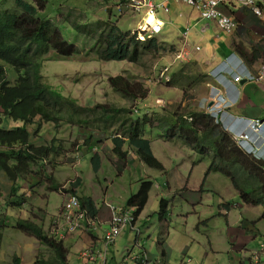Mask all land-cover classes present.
Segmentation results:
<instances>
[{
	"label": "rangeland",
	"instance_id": "obj_1",
	"mask_svg": "<svg viewBox=\"0 0 264 264\" xmlns=\"http://www.w3.org/2000/svg\"><path fill=\"white\" fill-rule=\"evenodd\" d=\"M15 1L17 0H0V6L4 2L5 7H8ZM42 1L46 4V9L39 13L41 19L56 25L64 38L79 48V54L73 57H64L53 50L49 51L43 67L46 83L60 90L64 95L77 99L82 106L110 103L117 107H132L134 117L147 115L148 120L143 125L145 128L143 134L150 140L154 155L164 166V169L160 170L148 167L137 158L131 148L125 160L115 157L112 136L118 127L115 130L97 131L92 134L95 137L91 138V143L96 145V149H89L87 146L89 132L73 126L55 127L43 123L41 118L37 117L32 124L27 125L33 139L42 135L47 142L46 145L56 141L59 147L58 153H54L48 161H44L46 175H54L63 189H73V184L80 179L81 186L84 187L77 190L79 196H92L103 211L104 202L119 208L139 192L143 181H152L154 187L151 188L150 200L142 216L143 220L140 218L136 223H143L144 232L141 239L150 255L155 257L149 264H156L157 260L162 259L158 248V242L162 237L165 239L164 249L167 252L168 264H182L187 258H192L191 264H241V261H245L253 249L258 248L259 242L264 240V208L244 204L245 201L234 187V178L242 186L245 185L244 178L238 175L232 178L220 172H209L214 161L212 156L203 155L189 148L185 139L180 136H175L170 141L171 132L165 131L168 127L160 121L162 117H172L175 113L187 115L201 109V99H199L201 94L198 91L203 90L205 76L194 55L178 58L177 46L163 42L162 35H158L157 38L162 43L160 51L144 56L137 64L130 61L103 62L98 58V46L95 47V42L99 34L107 28L108 23L117 25L120 19L118 26L123 32L137 29L138 23L131 21L129 16H123L124 18L114 16L110 0ZM153 2L158 4L157 0ZM240 11L246 12L255 20V15L249 10ZM144 14L145 10L134 15V18L140 21ZM231 15L238 24V31L244 32V35H247L246 30L254 34L247 24H243V19L238 20L236 13ZM263 22L261 26H264ZM73 24L80 25L83 32L76 31ZM254 37L248 36L253 45L262 43L261 45L264 46V39L260 40L259 36ZM5 67L9 81L15 83L18 74L11 67L7 65ZM119 75L142 83L148 91L147 97L136 103L122 100L109 85V79ZM15 125L24 124L14 123L9 117L0 118V128L11 129ZM19 148L17 145L13 148L5 147L3 152L11 154L12 150L16 151ZM2 149L0 147V150ZM89 151L101 157L102 166L98 174L93 171L92 155ZM36 171L34 175L21 182L23 183L21 191H25L26 197L24 199L12 197V199L8 190L10 185L0 170V185L6 192V194L2 192L0 196V220L8 215L6 206L17 210L15 208H21L26 204L27 211L19 215L45 226L48 211L53 212L54 209L63 208L64 193L61 194L62 201L60 194L51 193L49 187L51 183L48 180L46 182L42 167L36 166ZM162 199L170 201L169 208L164 213L161 212ZM22 201L25 203L19 205ZM226 204H231V208L225 207ZM238 204H242L243 207H239ZM40 205L45 208H40ZM10 211L12 209H9L8 213ZM226 213H230L229 218ZM161 216L164 220L162 222ZM12 217L15 219L14 216ZM59 219L57 216L50 220L51 224L46 228L50 236L55 231ZM228 219L230 222H236L235 230L228 228ZM238 219L246 223L239 225ZM252 227L256 228L261 239L253 233ZM128 233L126 238L119 236L120 242L117 241L118 244L111 250V254L116 255L118 264L122 261L126 250L134 247L136 232ZM14 235L20 237V243L26 239V236L20 232H15ZM244 237L250 239L248 251L244 250ZM227 238L230 240L227 241ZM252 238L256 239L252 240ZM33 241L35 242L36 239L33 238ZM24 246L25 244L21 247ZM230 249L232 253H229ZM10 250L5 248L4 256L13 261L14 254L11 255ZM38 253L40 254L36 264H43L42 262L47 261L44 257L50 259L55 255L41 243L37 244L35 254Z\"/></svg>",
	"mask_w": 264,
	"mask_h": 264
},
{
	"label": "trees",
	"instance_id": "obj_2",
	"mask_svg": "<svg viewBox=\"0 0 264 264\" xmlns=\"http://www.w3.org/2000/svg\"><path fill=\"white\" fill-rule=\"evenodd\" d=\"M33 1L29 3L17 0L8 7H5L3 2L0 6V116L4 114L14 121H22L25 124L32 123L36 117H41L45 123L67 124L85 132L89 130L92 134L97 131L115 130L118 127L112 136L113 153L117 158L121 160L127 158L128 152L124 150V146L128 142L132 148L137 149L147 166L156 170L164 169L152 151L150 140L144 139L143 136L145 129L143 125L148 120L147 115L134 117L132 107H117L110 103L82 106L77 99L64 95L46 83L43 67L49 51L53 50L64 57H73L79 54V48L68 42L56 25L41 19L39 13L46 9V4L42 0ZM73 27L79 33L83 32L80 25L73 24ZM106 27L95 42V47L98 46V58L103 62L130 61L137 64L144 56L159 52L162 46L156 38L142 43L131 31L123 32L112 22ZM242 57L249 64L261 59L256 51H253L252 55L243 54ZM5 65L18 74L14 84L8 79ZM109 85L122 100L131 103L144 100L148 95L142 83L123 75L111 77ZM172 115L160 119L168 127L165 131L171 132L170 141L179 133L184 137L186 145L198 153L213 154L214 161L209 172H220L232 178L235 175L244 178V186L234 178L235 189L246 204L264 207V163L253 160L238 150L232 139L215 124L212 117L204 113L191 112L187 115L192 119L189 121L183 114ZM92 134H87L89 137L87 143H91V138L95 137ZM30 140L31 134L26 127L15 130L0 129V145L20 147L16 151L12 150L11 154L0 153V169L11 181L13 194L21 190L22 181L34 175L33 167L38 161L45 160L59 151L56 141L52 145L37 147L31 144ZM91 162L93 170L98 172L102 166L100 155L94 153ZM44 175L51 183L49 185L51 191L61 190L54 175H46L45 172ZM81 182L80 179L77 180L73 184V189L79 187ZM152 186V181H143L139 192L128 199L127 205L135 208L136 216H139L147 206ZM79 199L82 208L91 217L97 218L99 211L95 200L88 196H81ZM163 204L164 202L161 212L165 209ZM18 228L35 236L55 253L56 259L42 262L43 264H65L68 251L61 241L50 237L41 227L28 221L18 222Z\"/></svg>",
	"mask_w": 264,
	"mask_h": 264
},
{
	"label": "clouds",
	"instance_id": "obj_3",
	"mask_svg": "<svg viewBox=\"0 0 264 264\" xmlns=\"http://www.w3.org/2000/svg\"><path fill=\"white\" fill-rule=\"evenodd\" d=\"M110 3H111V6H113L114 16H116V17H123V16L126 17V16H129V15L133 14V12H131V13L130 12H125L122 15H119L118 11L116 9L115 0L114 1L110 0ZM156 5H158V4H156ZM178 5H180V4H178ZM235 9H237V8H235ZM242 9H245V8H240L238 10H242ZM234 10H233V13H235ZM158 11H161V10H158ZM169 12L166 13V14H169ZM135 15H137V14H135ZM157 15H158V13H157ZM157 15L147 16V14L145 12L144 16H142L140 21L138 22V28L135 29V30H128V31H132V35L136 36V39L138 41L142 42V43H146L147 40L149 41L152 38L158 39L157 36L160 35L163 32V30L165 28V23L162 22L160 19H158ZM256 17H258V16H256ZM112 18L113 17H111V19ZM150 18L154 19V21L152 23L161 22L163 24V27H162V30H161L160 33L151 35L150 31L148 30L149 28H146V27H148L149 25L152 24V23L149 22ZM258 18H262V17H258ZM119 21H120V19H119ZM119 21L117 23V26L119 25ZM237 27H238V24H237ZM233 32H231V33H233ZM150 35H151V37H149ZM140 36H142L144 39H141ZM184 55L191 56V55H193V52L189 53L188 51H185L184 49H181V51L178 54V58H182ZM232 55H230V56H232ZM234 55H237L239 58H242L245 61L246 65H247V68L250 70L251 73H253L252 70L250 69L249 65H248V62L242 56H240L238 54H234ZM248 55H252V52L250 54H248ZM229 57H228V59H229ZM227 60H225V62L219 68H217L215 71L210 73V76L215 81V84L210 86L211 94H212V99H211L212 105L210 107L206 108V109L202 108L203 111L202 110H197V111H193V112H196L198 114L204 113V114L208 115L209 117H212V119L214 120L215 124L219 125L220 128L222 129V131L224 133H226L232 139V141L234 142V144H235V146H236V148L238 150H240L242 153H244L247 157H250L253 160H256V161L264 163V129H263V131H261V133L259 135L260 141L257 144V147H256L255 151H251L250 152V151L241 149L238 146L237 141H236V139L234 137V134H233L234 130H243V129H245V124L244 123L249 122L251 120H255L257 118H255V119L240 118V117H237V116L233 115L230 112V109L235 104H237V102L239 100L238 85L241 84L242 82H250V81L243 80V81L237 82V83L232 84V85H229L227 82H222V80L219 78V75L221 73L226 74V75L229 74V73L225 72V70H223L225 65H226V63H227ZM262 66H264V58L262 59ZM252 82H258V81L254 80ZM11 84H14V83H11ZM228 91H230V92H228ZM236 92H237V94H236ZM235 94H236V96L233 97ZM222 98L227 100V103H226L227 107L224 108V110L226 112V115L222 116V114H219V116H217L216 115V111H218L219 104L223 103V99ZM136 113H137V111H136ZM2 115H4V114H1L0 118L8 117L6 115H4L2 117ZM183 115H185V114H183ZM187 115H185V118L189 119V121H192V119L188 118ZM263 117H264V115L262 117H259V118H263ZM41 121H42V119H41ZM243 121H245V122L243 123ZM12 122H14V123L21 122L24 125H15V127H12L11 129H5L3 127L0 128V129L15 130L16 128L26 127L27 130L29 131V133L31 134V140H30L31 144H33V145H35L37 147L44 146V145L47 144L46 140L44 139V136H42V135H40V138L36 137V139H33L31 130L27 126V125L32 124V123L25 124L22 121H14V120H12ZM43 123H45V122H43ZM47 124H50V125L55 126V127L62 126V125H55L53 123H47ZM63 125L72 127L71 125H67V124H63ZM46 130H47V127H46ZM88 132H89V134H92L89 130H88ZM143 136H144V139H147V138H145L144 134H143ZM176 136H180V134L178 133V134H176ZM180 137H182L184 139V137L182 135ZM147 140H149V139H147ZM112 143H113V141H112ZM50 145H52V144L50 143ZM87 146H88L89 149H96V145H94L93 143H90V145H88V143H87ZM186 146H188V145H186ZM0 147L3 148L2 150H0V153H4L3 151L5 150L4 149L5 146L0 145ZM188 147L192 148L191 146H188ZM113 148H114V144H113ZM129 148H131V150L134 151L133 153H135L137 155V158H139L141 162L145 163L141 159V157L139 156V154L137 152V149L136 148H132L129 145V143L127 142L125 144V146H124V150L128 152ZM89 152L93 156L94 153L91 152V151H89ZM53 154L51 156H53ZM210 155L212 156V160H214V155L213 154H210ZM50 157H48V158H50ZM127 157H128V155H127ZM48 158L45 159V160H42V161H38V163H37L39 166L42 167L43 175H44V172H45L43 164H44V161H48ZM119 160H121V159H119ZM37 164H35L34 167H33L34 172H37L36 171V166L39 167ZM94 173L98 174L99 171L98 172L94 171ZM3 174L5 175L6 181L10 185V187L8 188V190H10V192H9L10 197L11 198L12 197L19 198V196H22L19 199H24L26 197L25 196L26 195L25 191H21L20 190L17 194H13L12 191H11L12 190V183L8 179V177L6 176V174L4 172H3ZM46 182H47V180H46ZM57 182H58V180H57ZM58 184H59V182H58ZM60 187H61L60 191L59 190L58 191H51V193L56 192V193H58L60 195L64 193L63 194L64 195L63 208L61 210H57L56 209L58 211V215L57 216H59V218L63 222L62 231L57 233V235L51 234V236H50L49 232H47L49 230L48 229L45 230V226H42L39 223H36L34 221H30V220L24 219L22 216L19 215V214H22L23 211H27V209H25L27 207L26 204H24L25 201H22V202L19 203V205L24 204V206L21 207V208L20 207L19 208H15L17 210H14V208H10V207L6 206V208H7L6 211H7L8 215L5 218H3L2 220H0V228H3L4 230H6V229H9V230L6 233L0 232V248L2 246H4L5 248H12V247H17V246L21 247L22 245L25 244L24 241L22 243H20V237L18 235H14L15 232H20V233L24 234L25 236L27 235L29 237L35 238L36 241L41 243L35 236L27 234V233H25L24 231H22V230H20L18 228V222H20V221H28V222H31V223H34V224L38 225L50 237H54L55 239H57L58 241H61L63 243L64 247L68 251V254L66 256V261H65V264H67L68 263V255H69L70 251H69L67 245L65 244L66 235H70L71 236V235H75V234H78V233H82V234L86 233V234L90 235V233L98 231L100 229V227L103 226V224H107L108 227H107L105 233L103 234V236L101 238L102 247L101 248H95L94 246H91V247H88V248L82 250V252H80V258L82 259V261H84V264H108L109 263L108 262L109 255L111 254L112 248H114L116 246L117 241H118V237L119 236L122 237L125 234H129L128 232H130V231L136 232V238H135V241H134V247L132 249L126 250V253L124 254L120 264H149L155 258V257H152L150 255L149 251L145 248V244H143L144 241L141 239V237L143 235V232H144L143 223L140 222V224H136L137 222L140 221V217L145 212L147 206L145 207V209L143 210V212L139 216H136L135 215V208L129 207L127 205V202L125 203V205H120L119 208H117L115 206H112L108 202H104V208L108 209V211H109V218H108V220L105 223H102L99 220V214H98L97 218H93L87 213V211L85 209L82 208V204H81V201L79 199V197H81V196H79V194L77 193V190L82 188V187H84V186L79 185V187L77 186V189H73V191H75V193H69V192H72V190L71 189H63L62 185H60ZM152 187H154V184H153ZM23 190H25V189H23ZM2 192L4 194H6V192L4 191V188H2V185H0V196L2 195ZM67 193H69V194H67ZM86 196H88V195H86ZM88 197H92V196H88ZM149 197H150V194H149ZM73 198L78 201V204H77V206H76V208L74 210L73 216L71 217L68 214L69 208H67V205L70 202V200H72ZM93 200H95V199L93 198ZM149 200H150V198H149ZM149 200H148V203H149ZM62 201H63V196H62ZM17 202H19V201H17ZM95 202H96V205H97V208H98V211H99L98 213H100V211L103 210V209H101V207H99V204L97 203V200H95ZM162 202H164V204H163V207L165 208V209H163V213H164V212H166L168 210L169 205H170V201L162 199L161 200V208H162ZM31 203L32 202H30V204ZM148 203H147V205H148ZM244 204H246V203L244 202ZM225 207L230 209L231 208V204H226ZM9 209L10 210L12 209V211H10V213H8ZM59 212H60V214H59ZM81 214H83V217H80ZM225 215L227 216V218H229L230 213L229 214L226 213ZM12 216H14L15 219H13ZM114 216H119V217H122V218L127 217V219L129 221L124 227L123 226L122 227L121 226H116L115 223H113V217ZM141 220H143L142 217H141ZM160 221L161 222L164 221L163 218H161ZM243 225H244V223H243ZM160 229H162V228H160ZM252 230H253L254 234H257V236H259V234L257 233L255 227H252ZM157 233L160 234L161 232H157ZM259 238H260V236H259ZM255 239L256 238H252V240H255ZM4 241H6V242L3 245ZM249 243H250V239H249V242L246 245H244V250L245 251H248L247 247L249 246ZM41 244H43V243H41ZM158 244H159L158 248L160 249V253H161L162 259L161 260H157L156 264H167L166 263V259H165V262H164V256L166 255V251L164 249L165 239L162 237V239L158 242ZM43 245L48 247L45 244H43ZM135 249H137V250H135ZM228 251H229V253H232L231 249L228 250ZM31 254L32 253L29 254V257L31 256ZM39 254L40 253L36 254V258L34 260V264H36V262L38 260L37 258L39 257ZM55 256L56 255H54L50 259H49V257H44V258L47 261L48 260L51 261V260L56 259ZM115 263L118 264L117 260L115 261ZM191 263H192V258H187L186 260L182 261V264H191ZM241 264H264V240H261L259 242L258 248L253 249V252L251 253V255L245 261H241Z\"/></svg>",
	"mask_w": 264,
	"mask_h": 264
},
{
	"label": "crops",
	"instance_id": "obj_4",
	"mask_svg": "<svg viewBox=\"0 0 264 264\" xmlns=\"http://www.w3.org/2000/svg\"><path fill=\"white\" fill-rule=\"evenodd\" d=\"M157 2L158 4L165 3L170 10L169 14H166L162 10L158 11L157 18L165 23V28L160 34L163 38L162 41L167 44L177 46L179 52L181 51V49H184L189 53L193 52L194 58L198 61L199 66L203 69L202 74L205 76L203 80L204 86L202 91H198V93L201 94V97L199 98L201 99V109H206L212 105V94L210 86L215 84V81L210 76V73L219 68L230 55L238 54L242 56L243 54L248 55V52H258L259 56H261V59H257L250 64L248 63V65L255 75H261L262 59L264 58V46L261 45L262 43L260 45H253L252 40L248 38V36H259L260 40L264 39V26H261V22L264 21V17L258 18L255 16L254 20L253 17H251L246 12L235 9L234 12L236 13L238 20L241 19L242 21L243 19V24H247L249 30L254 32V34L248 33V30H246L247 35H244V32L240 30L238 31L239 27L236 28L233 33H225L221 29H219L214 22L202 19L200 12L196 8L188 7L185 5H177L173 3L172 0H157ZM134 15L135 14L129 15V19L134 23H138L139 21L134 18ZM258 23L260 26H258ZM169 26L171 28H169ZM131 30H135V28ZM238 90L239 100L237 104H235L230 109V112L237 117L245 119H255L262 117L264 115V79L258 82H242L238 85ZM236 94L233 97H235ZM238 205L241 208L243 207L242 204ZM40 208L45 207L40 205ZM57 215L58 211L56 209H54V212L48 211L46 219L49 224L47 225V222H44L45 230L51 224L50 220L56 218ZM108 218V209H105L104 211L101 210L99 213L100 222L105 223ZM238 223L240 225L243 223L245 224L246 222L240 221V219H238ZM235 225L236 222H230V220L228 219V228L234 229ZM107 227V224H103V226L100 227L98 231L90 233V235L86 233H78L71 236L66 235L65 244L70 251L67 264H84V261H82V259L80 258V252L91 246H94L95 248H101V238L105 233ZM62 228L63 222L60 219L57 227L54 229L55 231L52 234L57 235V233L62 231ZM8 230L9 229L4 230L3 228H0V232L3 233H6ZM126 235L127 234L123 235L122 238H126ZM25 238L26 239H24V247L17 246L8 248L11 249V255L14 254V256H12L14 262L9 260L8 258H5V247L2 246L0 248V264H34L37 244L40 243L38 241L34 242L33 238L27 235ZM244 239V243L246 245L249 242V238L244 237ZM229 240L230 238H227V241ZM5 242L6 241L3 242V245ZM119 242L120 240L118 241V243ZM211 249L214 250L212 247ZM30 253L32 254L29 257ZM165 259L166 255L164 256V262ZM116 260V255L110 254L108 264H116ZM166 263L168 264V262Z\"/></svg>",
	"mask_w": 264,
	"mask_h": 264
},
{
	"label": "built area",
	"instance_id": "obj_5",
	"mask_svg": "<svg viewBox=\"0 0 264 264\" xmlns=\"http://www.w3.org/2000/svg\"><path fill=\"white\" fill-rule=\"evenodd\" d=\"M175 3L180 5H186L189 7L196 8L200 14L201 18L207 21L214 22L218 28L223 32L231 33L237 27V22L233 19L231 13L236 7L245 8L251 11L258 17L264 16V0H173ZM116 9L119 15H122L125 12H133V14H139L145 10L147 16L157 15L158 10H162L165 13H168L170 10L165 3H160L158 5L154 4L152 0H115ZM163 24L161 22H155L149 25L146 28H149L151 35L160 33L162 30ZM151 35L149 37H151ZM141 39H144L140 36ZM225 72L229 74L221 73L219 78L222 82H227L229 85L235 84L237 82L246 80V81H260L264 79V66H262V73L260 76H256L250 72L247 68L245 61L242 58H239L237 55H232L227 60V63L224 67ZM223 99V98H222ZM227 100L223 99V103L219 104L218 111L216 115L222 114L226 115L224 110ZM245 121H243L244 123ZM242 123V124H243ZM245 129L243 130H234L233 134L237 141L238 146L241 149L247 151H255L257 144L260 141V133L264 129V117L251 120L244 123ZM256 136V137H255ZM78 204L76 199L70 200L67 205L69 208L68 214L72 217L74 210ZM83 217V214L80 215ZM127 217L122 218L119 216L113 217V223L116 226H125L128 223Z\"/></svg>",
	"mask_w": 264,
	"mask_h": 264
},
{
	"label": "bare ground",
	"instance_id": "obj_6",
	"mask_svg": "<svg viewBox=\"0 0 264 264\" xmlns=\"http://www.w3.org/2000/svg\"><path fill=\"white\" fill-rule=\"evenodd\" d=\"M153 21H154V19L153 18H150L149 22L152 23Z\"/></svg>",
	"mask_w": 264,
	"mask_h": 264
}]
</instances>
